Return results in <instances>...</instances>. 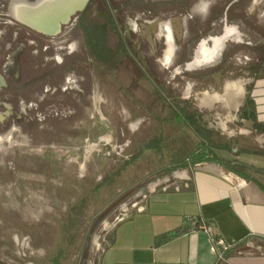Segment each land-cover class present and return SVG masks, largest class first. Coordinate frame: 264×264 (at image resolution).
Returning <instances> with one entry per match:
<instances>
[{"label":"rangeland","instance_id":"374dc122","mask_svg":"<svg viewBox=\"0 0 264 264\" xmlns=\"http://www.w3.org/2000/svg\"><path fill=\"white\" fill-rule=\"evenodd\" d=\"M139 2H92V22L106 23L105 45L113 52L107 60L89 51L75 22L64 28L63 42L30 37L34 45L28 46L38 48L33 55L43 67L24 77L37 82H27L15 97L0 92V264L92 261L107 241L105 226L135 196L204 149L177 113L183 106L196 111L198 125L212 132L215 144L228 145L224 152L213 149L218 158L232 161L243 147L264 148V136L237 135L232 125L223 129L221 112L196 105L206 91L220 92L223 78L259 64L264 71V15L242 17L240 43L224 42L218 61L188 70L200 40L220 35L222 23L184 37L173 26L174 15L199 25L190 22L185 7L152 11ZM108 8L116 28L102 15ZM165 24L173 38L169 59ZM6 25V39L15 28L28 36L23 27ZM58 62L68 67L57 79L44 73ZM254 176L264 181V175Z\"/></svg>","mask_w":264,"mask_h":264},{"label":"crops","instance_id":"0c3cea01","mask_svg":"<svg viewBox=\"0 0 264 264\" xmlns=\"http://www.w3.org/2000/svg\"><path fill=\"white\" fill-rule=\"evenodd\" d=\"M188 11L199 25L184 24L179 14L174 15L173 26L181 35L210 30L217 23H222V34L230 18L238 31L240 18L264 15V0H197ZM215 17L223 21L215 22ZM163 29L168 40L166 54L171 55V27L165 24ZM230 40L242 41L240 34ZM206 42L209 45V37ZM256 70L223 78L220 92L206 91L196 105L221 112L223 129L232 125L237 135L264 136V131H257L264 127V71ZM256 150L264 148L243 147L231 159L243 164L251 178L224 164L202 161L189 162L157 179L105 226L107 241L86 264H264V188L259 185L264 181L254 176L264 173L247 168L264 170V155ZM195 220L209 226L228 248L212 251L210 233L190 229Z\"/></svg>","mask_w":264,"mask_h":264},{"label":"flooded vegetation","instance_id":"af4514ba","mask_svg":"<svg viewBox=\"0 0 264 264\" xmlns=\"http://www.w3.org/2000/svg\"><path fill=\"white\" fill-rule=\"evenodd\" d=\"M13 0H0V73L3 75L6 85L0 89L2 90H9V94L13 97L17 96L18 91L20 88H24L30 81L32 83L37 82V80L33 79H26L24 76L26 75H34L38 72V69L42 68L43 66L39 67L38 63L36 62V58L33 55L34 52L37 51L38 48H34L32 46H28V44L34 45V40L30 37L37 36V37H48L53 40H57V42H63L66 33L69 29L64 30V28L70 24V26H74L75 22H78L80 28H82V37L83 42L86 45L88 36L86 30L84 29L82 23L83 22H92V18L89 12L90 6L94 0H88L84 9L77 11L73 14L68 21V23L61 25L60 30L54 35H47L43 33L36 32L27 26L19 23L10 13V5ZM29 2H35L36 0H26ZM139 4L141 3L142 9L148 10H170L176 6H183L185 9H190L193 3L197 0H139ZM208 11L211 8V5L208 4ZM105 22H107L106 17ZM189 18L191 19L190 22H195L194 15L191 13ZM245 18V17H243ZM215 22H222V18L215 17ZM240 22H242V18H240ZM6 24L11 25H19L27 30V37L21 32L20 28H15L11 33L8 39L5 38L8 29ZM242 24V23H241ZM240 26V25H239ZM226 31L231 35H234L236 40L239 38V32L237 29L232 25L225 26ZM224 29V31H225ZM224 33V32H223ZM222 33V34H223ZM221 35V34H220ZM220 35L211 36L209 37L210 44L208 45L206 39H201L198 45L205 43V47L211 48L212 47V39L218 37ZM35 38V37H33ZM229 40V39H228ZM54 42V41H53ZM49 45H44L42 47L43 50H47ZM80 51V50H79ZM171 55H165L166 59H169ZM194 58V57H193ZM58 60V58H57ZM264 60V59H262ZM192 59L189 61L191 62ZM188 62V63H189ZM261 64L257 65L255 68L258 69ZM65 67H68V63H60L58 62L57 67H51L45 70L46 75H50V77L57 79L58 73L61 72ZM194 68V67H193ZM33 80V81H32ZM4 107H6L4 105ZM9 108V107H7Z\"/></svg>","mask_w":264,"mask_h":264},{"label":"bare ground","instance_id":"6f19581e","mask_svg":"<svg viewBox=\"0 0 264 264\" xmlns=\"http://www.w3.org/2000/svg\"><path fill=\"white\" fill-rule=\"evenodd\" d=\"M51 2V5L43 6V9L49 11L48 15H43L39 17V20H44L41 22H48L51 19L52 22H57L55 26L48 24L43 28L45 34L55 32L58 28V23L68 22L69 18L73 15L76 10H79L86 0H36L35 2H29L26 0H13L10 5V13L14 19L19 23L23 24L24 22H31V18L27 12L31 6L39 2ZM46 4V3H42ZM75 14V13H74ZM40 15V14H39ZM47 18H45V17ZM43 18V19H42ZM40 28V27H39ZM168 28V27H167ZM166 29V28H165ZM170 32V31H169ZM235 40L234 35H230L226 29L223 34L212 39V47H205V43H202L197 46L195 51V56L191 62L187 63V68H198L206 65H210L218 61L221 55V51L226 40ZM168 41V40H167ZM0 139H3L0 137Z\"/></svg>","mask_w":264,"mask_h":264},{"label":"trees","instance_id":"16d2710c","mask_svg":"<svg viewBox=\"0 0 264 264\" xmlns=\"http://www.w3.org/2000/svg\"><path fill=\"white\" fill-rule=\"evenodd\" d=\"M103 16L106 17L107 23L110 26H113L116 28V24L111 16L109 8L106 9L104 13H102ZM84 29L86 30L88 40L87 45L89 47V51H91L97 59L100 61L107 60L108 53L111 52L105 45V28L106 23L104 24H98L96 22H83L82 23ZM180 116H182L187 123H189L194 132L202 139V144L204 146V149L201 152H195L196 157L191 161V163H197L202 161H215L221 164L226 165V167L234 171L236 173H240L244 175L246 178H251V176L246 171V168L243 164H239L236 161H225L223 159L218 158L215 154L213 149L214 148H220V149H228V145H219L215 144L212 141V132L206 128H200V126L197 123L198 114L196 111L187 109L184 106L180 109V111L177 112ZM257 131H264V127H258ZM206 141L210 142V144H206ZM255 153L264 155V151L256 150ZM173 170V169H170ZM262 188H264V185L259 184Z\"/></svg>","mask_w":264,"mask_h":264},{"label":"water","instance_id":"95a60500","mask_svg":"<svg viewBox=\"0 0 264 264\" xmlns=\"http://www.w3.org/2000/svg\"><path fill=\"white\" fill-rule=\"evenodd\" d=\"M87 2H88V0H86L84 2V4L82 5V7L79 10H76L74 13L84 9V7H85ZM42 3H46V4H42ZM48 5H51V2H47V1L46 2H39V3L35 4V6H31V8L27 10V12H28V14H29V16L31 18V22H24L23 25L27 26L28 28H30V29H32V30H34L36 32L43 33V34H45L43 32V28L46 25L51 24L54 27L57 22H52L51 19L48 20V22H41V21H44V20H39V17L40 16L42 17V12H44L43 15H48L49 14V11H47V9H43V6H48ZM68 20H70V18ZM66 23H68V22H60V23H58L59 25H58V28H56L55 32L47 33V35L56 34L60 30L61 25L66 24ZM196 49H197V47H196ZM196 49L194 50V56H195ZM186 69H187V66H186ZM5 85H6V81H5L4 77H3V75L0 73V89L3 88ZM247 168L249 170H252V171H257V172L264 173V170L256 169V168H253V167H250V166H247Z\"/></svg>","mask_w":264,"mask_h":264},{"label":"built area","instance_id":"2783aa9c","mask_svg":"<svg viewBox=\"0 0 264 264\" xmlns=\"http://www.w3.org/2000/svg\"><path fill=\"white\" fill-rule=\"evenodd\" d=\"M198 228H202L206 231H208L210 233V241H211V249L212 251H217L218 247L221 248V251L226 250L228 247L224 244L223 240L217 236H215L212 231L211 228L207 225H205L203 222H198V221H192L190 222V229L194 230V229H198ZM100 246H98L96 248V250H99ZM221 257V254H220Z\"/></svg>","mask_w":264,"mask_h":264}]
</instances>
